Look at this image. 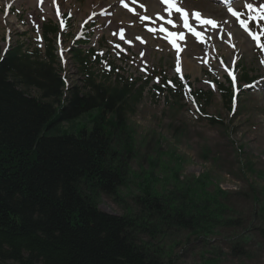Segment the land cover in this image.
Listing matches in <instances>:
<instances>
[{
  "label": "rangeland",
  "instance_id": "obj_1",
  "mask_svg": "<svg viewBox=\"0 0 264 264\" xmlns=\"http://www.w3.org/2000/svg\"><path fill=\"white\" fill-rule=\"evenodd\" d=\"M109 2L57 0L54 16L45 15L44 7L37 8L28 1L15 5L6 16L5 5H0V44L44 51L48 46L43 35L45 26H59L53 44L56 52L58 47L63 49L57 69L67 78L68 87L78 85L86 91L89 71L96 75L97 82L107 85H120V76L142 85L148 69L159 66L171 78H186L195 90L213 91L209 105L200 103L202 114L188 100L182 101L187 102L184 107L176 108V98L156 90L157 79L145 83L141 100H130V106L125 107L126 132L112 143L121 152L124 182L115 195L96 192L95 199L103 211L141 224L136 227L137 244L151 246L163 264H264V63H261L264 51L234 21L235 27L231 25L221 37L216 36L217 46L209 55V66L204 54L208 42L185 41L186 58L193 59L196 66L192 72L182 64L184 50L178 58L179 53L164 38L160 39V34L153 35L147 30L149 22H143L141 16L150 15L148 10L134 13L115 0L111 11H106L113 15L92 20L84 40L87 43L78 46L91 54L89 69L83 70L72 56L77 44L73 43L74 35L90 11ZM186 2L190 10L199 8L218 19L217 32L227 24L228 15L221 5L209 0ZM247 3L259 6L264 1L240 2L243 14L250 18ZM169 15L173 22H179L180 14L174 9ZM10 17L16 21L14 27H8ZM63 18H67L64 29L60 27ZM252 22L257 32L264 29V20ZM115 25L126 31L123 39L115 31ZM234 30L239 31L245 48L236 40L225 53L221 45H228L225 39ZM245 73L257 78L253 83H244ZM228 75L235 77L233 81L243 93L234 113L213 83L218 86L219 82H228ZM29 94L41 96L35 89ZM206 115L218 116L224 123H212ZM80 121L89 126L87 120ZM62 126L66 129L68 123ZM127 141L132 143L133 152H124ZM147 183L151 197L159 199L162 212L157 213L142 203ZM81 188L94 197L88 184H81ZM203 205L207 207L205 211ZM178 211L183 212L189 224L164 219L170 215L176 217Z\"/></svg>",
  "mask_w": 264,
  "mask_h": 264
},
{
  "label": "trees",
  "instance_id": "obj_2",
  "mask_svg": "<svg viewBox=\"0 0 264 264\" xmlns=\"http://www.w3.org/2000/svg\"><path fill=\"white\" fill-rule=\"evenodd\" d=\"M55 30L46 27L49 42ZM56 58L52 43L47 58L19 45L0 59V264H163L151 246L137 244L141 224L103 211L95 199L99 192L115 195L124 182L121 152L112 143L126 132L125 107L141 99L143 86L97 83L90 73L85 92L78 85L66 88ZM244 79L252 80L247 74ZM163 84L159 90L165 79ZM221 90L230 103V87ZM174 96L182 98L180 92ZM199 97L209 104L212 95ZM125 145V153L133 152L132 143ZM144 194L147 208L163 211L148 183ZM182 211L164 219L187 225Z\"/></svg>",
  "mask_w": 264,
  "mask_h": 264
},
{
  "label": "bare ground",
  "instance_id": "obj_3",
  "mask_svg": "<svg viewBox=\"0 0 264 264\" xmlns=\"http://www.w3.org/2000/svg\"><path fill=\"white\" fill-rule=\"evenodd\" d=\"M27 1L29 2V4H33V5L35 4V6H36L37 0H1V3L5 4V5H8L10 8H12V6L15 5V4L16 5H20L21 3L27 2ZM106 1H108V0H106ZM149 1L154 5L153 8H151V9L149 8V10L151 12H154V10H156L157 7L159 9H162L165 6V4H166L164 2V0H149ZM129 2H131V1L129 0ZM111 3H112V0H110V2L108 4H111ZM176 3H177V5H180L182 8H184L185 10H187V7H185V2L184 1H182V0H179V1L176 0ZM44 5H45V8H44L45 15H53L52 14V8H51L52 7V0H44ZM199 10L200 9H198V11ZM187 12L189 13L187 22L190 23L191 26L200 25L204 29H208L210 31V33H213L214 32V27L211 24L202 23L200 19H198V20L197 19H194L195 16L191 15V13H193L195 11H191V10L188 11L187 10ZM207 14L202 13L201 14V17L204 18V19H210ZM232 19L233 18H230L229 19V23L227 25V28H228V26H230L233 23L232 22ZM3 20H4V17H1V21L2 22H3ZM7 20H8V25H9L8 27H14L15 26V22H16L15 19L13 20V18L10 17ZM124 21L127 22V20H124ZM182 22L185 23L183 17H182ZM117 27H118V25H115V29H117ZM203 28H200V31H202L204 33L205 31H204ZM235 41H236V43H239V45L244 50L245 46L243 45V42L241 41V38L239 37L237 31H235L234 34H232L230 36H227V38L225 39V43H228V45L227 46H222L221 45L222 48H225V50H224L225 53H227V49L231 46L232 43L235 44ZM215 46H217V43L216 42L212 45L211 52H214ZM228 52H232V50L229 49ZM183 66H184V68H187V69H189L192 72H195L196 71L195 62L193 61V59L190 60V59L186 58V55L184 56Z\"/></svg>",
  "mask_w": 264,
  "mask_h": 264
},
{
  "label": "snow or ice",
  "instance_id": "obj_4",
  "mask_svg": "<svg viewBox=\"0 0 264 264\" xmlns=\"http://www.w3.org/2000/svg\"><path fill=\"white\" fill-rule=\"evenodd\" d=\"M164 2L166 4H168L167 10L171 11L174 9L176 12H178L182 15V17L184 18V21H185V26L187 27L188 26L187 20H188V15H189L187 10L183 9L182 7H179L176 3V0H164ZM246 8L249 10L250 19H252V20H264V4H260L259 6H255L252 3H247ZM229 10L232 11V14L234 16L239 17L240 13L236 12L235 10H233L231 8ZM191 15L195 16L197 19H200L202 23L211 24L213 26H216V24H217V21H215L213 19L202 18L201 14L198 12H193V13H191ZM145 19H148V17H145ZM169 23H172V21H169ZM240 23L245 28V30L249 32V35L256 42L257 47L261 51H264V42H261V37L264 36V29H261L260 32L250 31L247 21L241 20ZM161 31H167V29H164L162 27ZM177 35H179V39H181V40L184 39V36L182 33H180V34L173 33V32L168 33L169 39L174 45L176 43ZM196 35L198 37H200L201 33L197 32ZM121 38L123 39V33L122 32H121ZM137 39H140V38L138 37ZM233 47H235V46L233 45ZM177 51H179V48L177 49ZM261 63H264V60H262ZM177 71H180L179 63H177ZM233 79H235V77H233Z\"/></svg>",
  "mask_w": 264,
  "mask_h": 264
}]
</instances>
